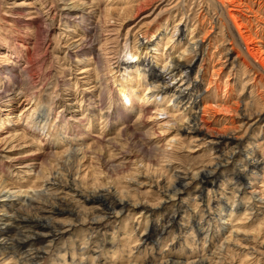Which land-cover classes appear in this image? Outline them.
<instances>
[{
	"label": "rangeland",
	"instance_id": "1",
	"mask_svg": "<svg viewBox=\"0 0 264 264\" xmlns=\"http://www.w3.org/2000/svg\"><path fill=\"white\" fill-rule=\"evenodd\" d=\"M237 1L243 22L251 20L248 44L264 57V2ZM224 23L210 0H0V189L5 184L40 191L58 175L75 181L85 194L111 191L139 203L96 224L93 218L104 214L101 207L71 191H60V199L39 197L48 205L63 201L80 217L55 215L62 225L74 226L51 243L37 244L45 251L37 264H159L169 258L191 264L202 256L207 264H264V203L256 201L264 196V171L259 180H250L259 191L254 200L237 178L246 157H236L217 170L218 184L201 191L191 182L176 201L165 203L164 191L178 175L209 168L218 155L240 150L226 141L213 149L209 138L196 141L184 131L179 141H171L187 121L186 102L172 106L160 95L156 107H146L139 99L149 98L142 82L132 106H126L117 85L127 74L123 68L135 62H117L122 47L134 48L142 35L137 32H149L135 45L140 61H154L175 87L180 79L195 78L201 66L203 104L213 106L204 116L209 134L238 136L244 152L264 160V117L247 118L264 106V77L249 65ZM198 39L205 40V58L203 51L191 52ZM172 59L192 68L174 71L170 64L171 75L163 66ZM129 73L126 84H135L136 74ZM38 117L44 118L40 125ZM8 202L0 200V209ZM251 204L254 209L246 210ZM21 212L42 215L31 206ZM173 213L180 227L164 235L145 233L147 225L160 226ZM193 219L203 223L204 233ZM9 251L0 245V264H25Z\"/></svg>",
	"mask_w": 264,
	"mask_h": 264
},
{
	"label": "bare ground",
	"instance_id": "2",
	"mask_svg": "<svg viewBox=\"0 0 264 264\" xmlns=\"http://www.w3.org/2000/svg\"><path fill=\"white\" fill-rule=\"evenodd\" d=\"M210 1L212 2L215 1L217 8L219 9V11L221 12V15L224 18V22H225L224 24H225V27L228 29L229 35L232 37V39L235 40V42L237 43L239 47L243 46V48L241 49H243L242 52L245 54L246 59L249 61L250 63L249 65H251L252 68L257 73H259L261 77L263 78L264 77V57L260 55L258 48L255 49L254 47H251L248 44V41L250 39L249 36L251 34V29H249L251 20L250 22L246 20L245 22H243L244 20L243 18H241L242 16H240L237 13V11L239 12L238 10L239 7H242V6L239 5V2L237 0H210ZM262 2H264V0H262ZM41 7H44V5ZM232 7H235V8H232ZM248 7L255 14L258 13L254 11L249 5ZM16 10L13 12L18 14V10L17 11ZM136 11H135V15L137 14ZM174 28H175L174 33L180 32L179 28L177 27H174ZM148 33L149 32L147 31L146 32L139 31L137 32V37L139 36V34H142L140 38L142 37V39L145 40L149 38ZM174 33H172V36ZM140 38L135 39L136 43L134 44V48H136V50L131 46L129 47L128 43L124 44V46L121 49L122 56L121 57L119 56V60L117 61V62H120V58L121 59L125 58V61L123 60L121 61V64L124 65V63H132L135 60L134 64L125 66L123 68L124 71L127 72V74H123L124 81H121L119 84H117L119 86L118 91H119L121 100L123 101L124 105L132 106L133 99L138 90L136 88V85L140 83L142 84L143 82L146 85L145 95H148L149 98H147L146 96L141 97L140 95L139 99H142L146 101L145 103H148L146 107H149L150 105L151 106L155 105L154 103H156L157 101L156 97L160 95L162 96V98H166V96H168L170 98L169 105H172V106H180L181 103L186 102L184 103L186 106H185V110H183L182 117L183 118L185 117L187 121L184 122L183 126L180 125L177 128L178 133L172 139H170L171 141L173 142L177 140L179 141L180 139L179 135H181L182 134L181 132L184 131L188 134H191L192 138H195L196 141L205 140L209 138L210 143L213 145V149H218V147L216 146L226 141L227 144H231V145L234 144L236 147L235 150L237 149L240 150L239 152L233 150L231 153H228L225 156H221V157L218 155L217 159L214 162H212L213 163L212 165L210 164L211 166L209 168L208 167L204 168L193 174L184 173V175H178L177 182L174 185L172 184V186L169 185L170 187L167 186V188L164 191L163 198H165V203L169 201H176L178 198L177 196L179 195L180 191L187 188L191 182L196 181L199 185V188L201 187V191L204 190L206 186L209 185L210 183L218 184L219 180H217V177H216L217 170L225 166L231 159H235L236 157H241L242 160H244L243 158L246 157L245 166L243 168L241 167L238 168L237 178L241 181L243 186H245L246 188H250L249 192L251 194V199L254 200L256 196L258 197L257 194L259 191L257 189V186L251 183L250 180H252V177L255 181L259 180V174L263 173L260 171H264L263 170L264 160L258 157L256 154H254V151L252 150H245L244 152L243 151L244 148L241 149L242 147L241 138H239L238 136H227L219 132H217L216 134H209L208 127L204 125L205 124L204 116L205 114L210 113V110L213 108V106L211 104H207V105L203 104V96H202L203 95L202 93L203 78L200 72L202 67L201 66L199 67L197 76L191 79V81H189L188 79H180L179 81L183 80L181 84H179L176 87L174 85L172 86L171 83L168 84V81L166 83L167 75L162 74V72L160 73L156 71L153 65L155 63L154 61H151V60L146 61V60H149V58H145L146 60L144 59L140 61V57H139L140 48L135 47V45L138 42L139 43L142 42V41L140 42ZM233 43L234 41L231 44ZM144 44L145 43L143 42L142 45L144 46ZM152 44L154 46V43ZM204 45H205L204 39H198V40L192 41V45L190 46L191 52H195L197 56L199 52L203 51L204 58H205L206 51L204 52V47H205ZM233 50L234 49L229 50V53H231ZM185 51H183V55ZM151 62L153 64H151ZM169 65L173 66L174 71H179L180 69L183 68L185 69L183 72H188L189 69L192 68V66H190L189 64H188L189 66L186 68L185 67L186 64L184 65V63L181 62L179 59L173 60V63H171L170 61H167L165 62L163 68L164 70L170 71L169 74L174 72L171 69L172 67L169 68L170 67ZM130 70H132V72H134V74H136L135 76L138 78L135 84L134 83L126 84V82L128 81V77L131 76V73H129ZM8 87L9 86H6V88ZM23 90H25V92L23 91V93H26V89L23 88ZM38 109H39L38 106L36 107V109L34 108V110L30 113V116L37 114ZM146 109L148 108H145V110ZM166 109L167 108L165 109L158 108V107L156 108L157 112L164 113L165 111V113H170V112H167ZM173 117L175 118L174 115ZM263 117H264V106L257 112L253 113L251 117H247V118L251 120L256 119V121H260L263 119ZM43 119L44 118L38 117L35 120L40 125L41 124L40 122L44 121ZM169 122L170 121L168 120L165 123L168 124ZM28 124L29 126H31L33 124V120H29ZM28 157L30 156L28 155ZM68 158H69L68 160H70V157ZM248 176H250V178ZM262 177L263 176L260 175V178ZM48 179L50 181H47L46 183H44L41 188L42 190L40 191L39 190L30 191V190H22V189L14 190L12 188L7 189L8 186L5 184H4V187L0 189V197H1L0 200H2L3 202H6L7 199H9L8 204H6L5 206H3V208L0 209V245L3 247V250L9 249L11 251V252L9 251L11 255L15 257L21 256L22 259H24L25 264H37V261L42 258V255L45 253V251L43 250L44 248L42 246L37 247L38 243L42 244L44 243L45 240H47L46 242L51 243L54 241L55 238L60 237L61 234L71 229L70 228L71 226H74L73 222H70L67 225H62L61 222H58L56 220V217H55L56 214H69L73 216H79V213L77 212V210L73 209L75 207L70 209L68 208L70 206L69 204H68V207H66V204L65 203L63 204L62 200H61L62 201L61 205L52 204V203L48 205L47 203L43 202L44 200L40 201L41 198L39 197L50 196V197H53L54 199L55 198L60 199L62 197V196L61 197L59 196L60 191H63V190L71 191L73 192V194L75 193L81 196L82 198H85L86 201L92 202L94 204H98V206L101 207V209L104 211V214L93 218V221L96 224L100 223V221H102L108 215L119 216L120 214H122V212L125 209H128L129 207L135 205V204H132V201L128 196L127 197L124 195L118 196L116 193H113L111 191L102 192L100 190V191H94L91 194H85V192L79 189L78 186L74 187L73 182L75 181H72L69 178L66 179V181H61L60 177H58L57 175L53 178L50 177ZM15 198H17L16 201H15ZM201 199L203 198L201 197ZM11 201H14V202H11ZM256 201H261L262 203H264V196L260 197L259 199H256ZM18 204H19V209H16ZM138 205L139 203H136L135 206H138ZM30 206L31 208L40 209L42 215L32 216V215L27 214L26 216H23V213L21 211H23L24 209H27V207H30ZM254 207H255V204H251L249 205V207H246V210H253ZM192 221H194V219ZM194 223L199 226L198 229L200 232L204 230L202 229L203 223L201 224L200 221H197V222L194 221ZM180 225L181 224L178 222L177 214L173 213V215L168 217L165 220V222L162 223L160 226H158V224L147 225L145 229V233L148 232L149 230L151 232L159 230L160 232H163V235H164L166 234L165 232L167 229L171 230L173 226L180 227ZM9 233H14V235L9 234ZM147 239L145 238L144 240H147ZM207 260L208 259L206 257L202 256V258L193 260L191 264H207L208 262ZM159 264H183V262L180 260H175V259L173 260V258H169L164 261H161Z\"/></svg>",
	"mask_w": 264,
	"mask_h": 264
}]
</instances>
